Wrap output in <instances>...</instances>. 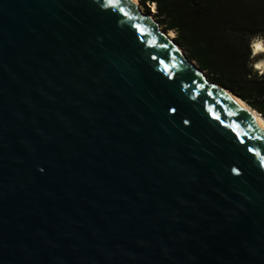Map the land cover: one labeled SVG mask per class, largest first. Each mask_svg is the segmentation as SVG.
Here are the masks:
<instances>
[{
  "label": "water",
  "instance_id": "1",
  "mask_svg": "<svg viewBox=\"0 0 264 264\" xmlns=\"http://www.w3.org/2000/svg\"><path fill=\"white\" fill-rule=\"evenodd\" d=\"M203 72L131 0H0V264H264V131Z\"/></svg>",
  "mask_w": 264,
  "mask_h": 264
},
{
  "label": "trees",
  "instance_id": "2",
  "mask_svg": "<svg viewBox=\"0 0 264 264\" xmlns=\"http://www.w3.org/2000/svg\"><path fill=\"white\" fill-rule=\"evenodd\" d=\"M175 34L190 61L264 119V71L252 45L264 43V0H139Z\"/></svg>",
  "mask_w": 264,
  "mask_h": 264
},
{
  "label": "bare ground",
  "instance_id": "3",
  "mask_svg": "<svg viewBox=\"0 0 264 264\" xmlns=\"http://www.w3.org/2000/svg\"><path fill=\"white\" fill-rule=\"evenodd\" d=\"M133 1L137 7L140 6L139 0H131ZM142 12V11H141ZM143 13V12H142ZM148 19L155 24V26L159 29L160 27L157 25V23L154 21L153 17L148 15ZM162 31V30H161ZM168 39H172V34H165ZM252 48L254 50V53L256 54H263L264 53V46L260 40L254 41ZM259 70H264V61L262 63L257 64L256 66ZM223 93L240 109L242 110L258 127H260L264 131V119L253 109H251L244 101H242L240 98L235 96L230 91L223 89V87H219Z\"/></svg>",
  "mask_w": 264,
  "mask_h": 264
},
{
  "label": "rangeland",
  "instance_id": "4",
  "mask_svg": "<svg viewBox=\"0 0 264 264\" xmlns=\"http://www.w3.org/2000/svg\"><path fill=\"white\" fill-rule=\"evenodd\" d=\"M139 8H140V10L144 13V14H147V15H150L151 17H153V19H154V21L157 23V25L160 27V29L165 33V34H172V39L174 40V37H175V34L173 33V32H168V31H166L165 29H164V27L163 26H161L158 22H157V20H156V18H155V16H154V14H155V9L154 8H152V9H150V11H149V13H147L146 12V9L143 7V6H139ZM257 40H260V39H257ZM257 40H255V41H257ZM261 41V40H260ZM262 42V41H261ZM262 44H263V46H264V43L262 42ZM182 49V48H181ZM183 50V49H182ZM253 54L254 55H256V56H258L259 58H260V61L257 63V64H259V63H262L263 61H264V53L263 54H256V53H254V50H253ZM193 62V61H192ZM195 65H196V63L195 62H193ZM197 66V65H196ZM257 66V65H256ZM257 69V68H256ZM259 70V69H258ZM259 71H264V70H259ZM203 74L206 76V78L208 79V77H207V75H206V73L205 72H203ZM209 80V79H208Z\"/></svg>",
  "mask_w": 264,
  "mask_h": 264
},
{
  "label": "snow or ice",
  "instance_id": "5",
  "mask_svg": "<svg viewBox=\"0 0 264 264\" xmlns=\"http://www.w3.org/2000/svg\"><path fill=\"white\" fill-rule=\"evenodd\" d=\"M153 59H155V57H153ZM173 111H175V109H173ZM185 123H187V121H185ZM233 171H235V169Z\"/></svg>",
  "mask_w": 264,
  "mask_h": 264
}]
</instances>
